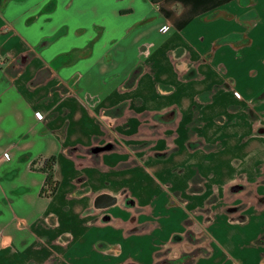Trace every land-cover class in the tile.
Here are the masks:
<instances>
[{"label":"crops","instance_id":"obj_1","mask_svg":"<svg viewBox=\"0 0 264 264\" xmlns=\"http://www.w3.org/2000/svg\"><path fill=\"white\" fill-rule=\"evenodd\" d=\"M0 229V264H264V0H0Z\"/></svg>","mask_w":264,"mask_h":264},{"label":"trees","instance_id":"obj_2","mask_svg":"<svg viewBox=\"0 0 264 264\" xmlns=\"http://www.w3.org/2000/svg\"><path fill=\"white\" fill-rule=\"evenodd\" d=\"M55 164V156H50L46 158L39 157L33 162V166L43 170L46 174L45 182L41 190V193L45 196H51L52 194H54L59 184V181L55 176Z\"/></svg>","mask_w":264,"mask_h":264},{"label":"built area","instance_id":"obj_3","mask_svg":"<svg viewBox=\"0 0 264 264\" xmlns=\"http://www.w3.org/2000/svg\"><path fill=\"white\" fill-rule=\"evenodd\" d=\"M238 93V92H237ZM41 117L43 116V114H39ZM5 158H9L8 154H4Z\"/></svg>","mask_w":264,"mask_h":264},{"label":"rangeland","instance_id":"obj_4","mask_svg":"<svg viewBox=\"0 0 264 264\" xmlns=\"http://www.w3.org/2000/svg\"><path fill=\"white\" fill-rule=\"evenodd\" d=\"M0 233H1V229H0Z\"/></svg>","mask_w":264,"mask_h":264}]
</instances>
